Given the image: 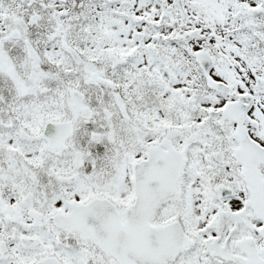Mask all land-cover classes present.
<instances>
[{
    "label": "snow or ice",
    "instance_id": "6c2138e0",
    "mask_svg": "<svg viewBox=\"0 0 264 264\" xmlns=\"http://www.w3.org/2000/svg\"><path fill=\"white\" fill-rule=\"evenodd\" d=\"M0 264H264V0H0Z\"/></svg>",
    "mask_w": 264,
    "mask_h": 264
}]
</instances>
